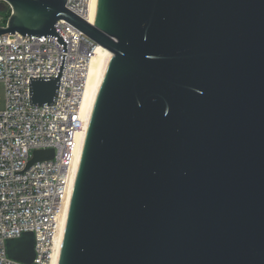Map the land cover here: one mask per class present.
Listing matches in <instances>:
<instances>
[{"label": "water", "instance_id": "1", "mask_svg": "<svg viewBox=\"0 0 264 264\" xmlns=\"http://www.w3.org/2000/svg\"><path fill=\"white\" fill-rule=\"evenodd\" d=\"M0 35L56 38L66 21L111 53L88 126L57 264H264V0H0ZM36 151L29 167L53 158ZM32 264L33 233L6 244Z\"/></svg>", "mask_w": 264, "mask_h": 264}, {"label": "built area", "instance_id": "2", "mask_svg": "<svg viewBox=\"0 0 264 264\" xmlns=\"http://www.w3.org/2000/svg\"><path fill=\"white\" fill-rule=\"evenodd\" d=\"M91 0H67V8L87 20ZM7 28V24L0 28ZM56 30L67 44L57 105H30V78L58 77L63 46L56 38L0 35V264H26L8 256L10 240L33 233L32 264H52L60 217L69 201L82 137L88 126L81 112L90 61L97 45L66 21ZM53 158L33 163L36 151Z\"/></svg>", "mask_w": 264, "mask_h": 264}, {"label": "bare ground", "instance_id": "3", "mask_svg": "<svg viewBox=\"0 0 264 264\" xmlns=\"http://www.w3.org/2000/svg\"><path fill=\"white\" fill-rule=\"evenodd\" d=\"M98 12H99V0H91L89 7H88V11H87V20L90 24L92 25L97 24ZM110 57H111V53L107 49H105L102 46L97 45L96 51L90 61L86 83H85V88H84V92H83L82 100H81V112H82L83 118L86 120L87 126L90 123L93 110L95 107L96 99H97V96H98V93H99V90H100V87H101V84H102V81L105 75L107 63ZM86 137H87V134H85L84 137H82L81 151L78 157L79 160L77 163V168H76L74 179H73L70 198L60 217L59 234L56 238L58 248H57V253H56V256L52 264H57L60 247L62 243V238H63V234L65 230V225H66L67 217H68L71 202H72L74 187L76 184L80 162H81V158H82V154H83V150L85 146Z\"/></svg>", "mask_w": 264, "mask_h": 264}, {"label": "rangeland", "instance_id": "4", "mask_svg": "<svg viewBox=\"0 0 264 264\" xmlns=\"http://www.w3.org/2000/svg\"><path fill=\"white\" fill-rule=\"evenodd\" d=\"M12 10L10 6L3 1H0V26L5 25L8 23L9 19H7V14ZM6 102V93L5 88L2 84H0V111H2L5 107Z\"/></svg>", "mask_w": 264, "mask_h": 264}, {"label": "trees", "instance_id": "5", "mask_svg": "<svg viewBox=\"0 0 264 264\" xmlns=\"http://www.w3.org/2000/svg\"><path fill=\"white\" fill-rule=\"evenodd\" d=\"M10 16H11V11L7 14V19H9L10 18Z\"/></svg>", "mask_w": 264, "mask_h": 264}]
</instances>
